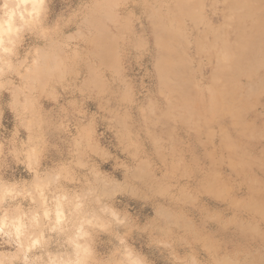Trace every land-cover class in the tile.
I'll return each mask as SVG.
<instances>
[{
  "label": "rangeland",
  "instance_id": "obj_1",
  "mask_svg": "<svg viewBox=\"0 0 264 264\" xmlns=\"http://www.w3.org/2000/svg\"><path fill=\"white\" fill-rule=\"evenodd\" d=\"M230 1L117 0L63 34L74 62L50 102L78 106L96 152L119 153L155 264H264V33L221 25L225 2L240 17L264 0Z\"/></svg>",
  "mask_w": 264,
  "mask_h": 264
},
{
  "label": "clouds",
  "instance_id": "obj_2",
  "mask_svg": "<svg viewBox=\"0 0 264 264\" xmlns=\"http://www.w3.org/2000/svg\"><path fill=\"white\" fill-rule=\"evenodd\" d=\"M116 3L0 0V264H155L129 225L139 197L119 153L96 152L78 106L50 102L72 72L66 26H90ZM69 142L73 158L62 162Z\"/></svg>",
  "mask_w": 264,
  "mask_h": 264
},
{
  "label": "bare ground",
  "instance_id": "obj_3",
  "mask_svg": "<svg viewBox=\"0 0 264 264\" xmlns=\"http://www.w3.org/2000/svg\"><path fill=\"white\" fill-rule=\"evenodd\" d=\"M232 1H230V2H232ZM236 4L237 3L232 2L231 5H229V4H227L225 2L224 9H225V11L228 12V17L230 19L228 18L229 19L228 20L227 19V16L225 15V20L226 21L222 25H224V24H227V25L231 24L233 26L234 30H236V28H237V30H238L237 32H239V29L238 28H240L242 30L245 29L247 32L253 31V34H258L257 36H260L261 37V34L264 33V31L261 32V28H264V4H262V5H256V6H253V7H248V9H246L244 12H242L243 15L241 14L240 17H238V15H236V12H237L236 11V9H237ZM227 8L229 9V11L227 10ZM256 14H257V17H254ZM250 34L248 33V36ZM250 38L251 37H249V39ZM245 39H247V38H245ZM250 40L253 41V39H250ZM256 40L257 39L255 38V41ZM247 41H249V40H247ZM250 44H251V41L249 42V46H250ZM245 55H246V53H245ZM253 63H255V62H253Z\"/></svg>",
  "mask_w": 264,
  "mask_h": 264
},
{
  "label": "crops",
  "instance_id": "obj_4",
  "mask_svg": "<svg viewBox=\"0 0 264 264\" xmlns=\"http://www.w3.org/2000/svg\"><path fill=\"white\" fill-rule=\"evenodd\" d=\"M222 25V24H221ZM227 25V24H226ZM224 25H222V27H223ZM201 44V42H199V45ZM202 45V44H201Z\"/></svg>",
  "mask_w": 264,
  "mask_h": 264
}]
</instances>
